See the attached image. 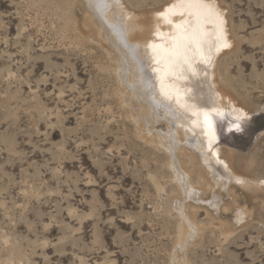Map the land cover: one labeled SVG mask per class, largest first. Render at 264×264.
Here are the masks:
<instances>
[{"label":"rangeland","instance_id":"374dc122","mask_svg":"<svg viewBox=\"0 0 264 264\" xmlns=\"http://www.w3.org/2000/svg\"><path fill=\"white\" fill-rule=\"evenodd\" d=\"M71 1L0 0V264H264V0H215L232 41L216 86L250 112L239 125L218 117L222 152L252 182L226 189L176 177L156 137L164 109L147 129L111 40L82 29ZM123 2L141 19L167 0Z\"/></svg>","mask_w":264,"mask_h":264},{"label":"bare ground","instance_id":"6f19581e","mask_svg":"<svg viewBox=\"0 0 264 264\" xmlns=\"http://www.w3.org/2000/svg\"><path fill=\"white\" fill-rule=\"evenodd\" d=\"M79 2L86 13L80 19L81 28L88 29V33L93 32L90 33L92 37L95 33L106 35L111 40L112 50H108L114 52L112 56L115 55L118 61L121 77L137 98L144 99L145 103L140 101L138 108L144 124L150 125V128L145 125L147 129L154 130L153 127L159 121L157 109H164L169 129L164 134L165 141L159 134L156 137H160V144L170 152L176 177L183 175L184 178H191L192 173H195L202 179L209 175L215 180V186L225 189L231 184L244 187L252 185L248 177L239 173L233 165V153L227 151L228 155H225L222 152L219 139L221 135L218 130V117L234 118L233 124L239 125L249 119L250 112L239 103L232 102L233 100L225 104L224 97L216 86L218 60L232 45L226 17L217 2L167 0L150 11L149 16L144 12L148 17L141 19L130 7L128 9L124 5L123 0ZM105 46H108V42ZM147 87L151 90L150 96L147 95ZM182 153L188 157L187 166L180 158ZM258 184V187L262 186L260 181ZM183 190L194 200H207L200 196L193 185H185ZM210 190L213 198L208 199L207 205L218 211L220 209L221 212L222 208H226L220 203L221 193L214 187ZM232 202L235 203L234 200ZM236 211L235 218L240 223L246 212L245 209ZM187 214L192 221L188 211ZM181 229L185 242L194 239L195 233L192 230L186 227Z\"/></svg>","mask_w":264,"mask_h":264}]
</instances>
